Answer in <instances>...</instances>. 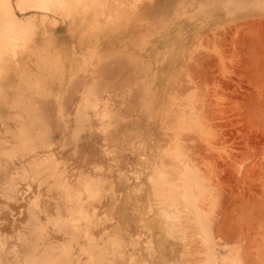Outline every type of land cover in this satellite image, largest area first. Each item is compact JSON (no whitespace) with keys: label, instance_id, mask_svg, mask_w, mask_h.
Listing matches in <instances>:
<instances>
[{"label":"rangeland","instance_id":"374dc122","mask_svg":"<svg viewBox=\"0 0 264 264\" xmlns=\"http://www.w3.org/2000/svg\"><path fill=\"white\" fill-rule=\"evenodd\" d=\"M58 1L0 0V264H264V0Z\"/></svg>","mask_w":264,"mask_h":264},{"label":"bare ground","instance_id":"6f19581e","mask_svg":"<svg viewBox=\"0 0 264 264\" xmlns=\"http://www.w3.org/2000/svg\"><path fill=\"white\" fill-rule=\"evenodd\" d=\"M38 1V5H34V6H36V7H38V8H40V9H43V10H45V9H47L48 8V5H49V3L51 2V0H37ZM64 1H66V0H64ZM79 1V0H78ZM77 0H76V4L75 5H77V2H78ZM89 1V0H88ZM95 1V0H94ZM59 3L61 2V4H62V6H64L65 8H67L68 7V4H67V2H69V1H67V2H62V0H59L58 1ZM80 2H81V0H80ZM74 3H75V0H74ZM73 3V4H74ZM61 4H59L60 6H61ZM67 4V5H66ZM80 4V3H79ZM88 5V4H87ZM71 6H72V3H71ZM37 8V9H38ZM61 8H63V7H61ZM82 8V7H81ZM80 8V10H82ZM67 9H69V8H67ZM70 11V10H69ZM75 10H73V12H74ZM67 12V11H66ZM104 14V13H103ZM63 15V14H62ZM108 16V15H107ZM113 17H115V16H113ZM109 18V17H108ZM84 19V18H83ZM22 39H24V38H22ZM11 40L13 41L14 40V38L12 37L11 38ZM15 40H16V38H15ZM8 41H9V39H8ZM16 43V42H15ZM22 47V46H21ZM11 49H10V55H14L15 54V52H16V44H14V42H13V44L11 45V47H10ZM19 51V50H18ZM2 52V51H1ZM8 53V54H9ZM2 54H4V53H2ZM5 54H7V53H5ZM15 56V55H14ZM2 58H3V56L1 57V59L0 60H2ZM5 58V57H4ZM3 58V59H4ZM5 60H7V59H5ZM2 62V61H1ZM1 71H2V69L0 68V73H1ZM49 93V92H48ZM55 99V98H54ZM181 140V139H180ZM174 142H176V140L174 141ZM177 142H179L178 140H177ZM188 162V161H187ZM151 178V180H152V177H150ZM154 180V179H153ZM155 182H158V181H155ZM219 183V182H218ZM157 184V183H156ZM155 184V185H156ZM216 184H217V182H216ZM215 184V185H216ZM214 185V186H215ZM159 189V188H158ZM153 192H154V190H153ZM156 192V191H155ZM157 193V192H156ZM153 197H155V196H153ZM158 198H159V196H158ZM162 198V197H161ZM159 203V202H158ZM161 204V203H160ZM159 206V205H158ZM161 215L162 216H165L166 218H168L169 217V213H168V211L166 210V209H162L161 210ZM151 221H153V220H149V222H146L147 224L148 223H150V224H148V226L150 227V228H154L155 229V227L158 229H161V225H159V222L155 225L153 222H151ZM167 221V220H166ZM141 222V221H140ZM145 228H147V227H145ZM157 229H156V231H157ZM152 231V230H151ZM160 234V232L158 233V235ZM137 237V236H136ZM155 237V236H154ZM156 238V237H155ZM154 240H157V239H154ZM156 243H157V241H156ZM146 245V244H145ZM144 245V246H145ZM159 247V246H158ZM145 250H147V251H149L148 249H147V245L145 246ZM151 251V250H150ZM152 254V253H151ZM132 260V259H131ZM130 263V262H129ZM142 263V262H141ZM134 264V263H133Z\"/></svg>","mask_w":264,"mask_h":264}]
</instances>
